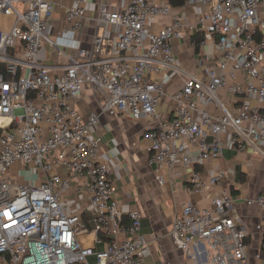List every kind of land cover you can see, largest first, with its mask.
Returning a JSON list of instances; mask_svg holds the SVG:
<instances>
[{
  "label": "built area",
  "instance_id": "2783aa9c",
  "mask_svg": "<svg viewBox=\"0 0 264 264\" xmlns=\"http://www.w3.org/2000/svg\"><path fill=\"white\" fill-rule=\"evenodd\" d=\"M192 1L202 8L196 22L186 9L191 2L174 8L122 0L111 10L109 0H101L103 30L92 49H85L78 43L86 18L83 0L66 11L72 28L54 39L48 35L54 0H0V16L13 19L8 32L0 31L2 262L145 261L149 241L141 233L142 215L122 211L111 168L99 159L100 139L93 135L100 116L85 117L77 107L86 86L104 96V114L147 122L149 162L159 182L179 168L188 175L190 191L205 194L207 185L221 186L225 173L214 171L206 185L198 168L222 157L226 136L235 150L252 149L264 160V0ZM204 34L220 54L205 57L200 78L178 62L174 42ZM205 42L194 43L195 50ZM50 54L58 57L52 66ZM239 73L246 85L236 81ZM180 81L171 96L174 115L167 120L157 107L168 96L166 83ZM227 86L234 97L244 96L235 112L220 96ZM74 180L90 211L72 212L65 204ZM245 202L264 213V195ZM213 206L183 205L170 232L175 248L206 243L212 255L203 264H248L247 232L231 215L234 200L223 192Z\"/></svg>",
  "mask_w": 264,
  "mask_h": 264
},
{
  "label": "crops",
  "instance_id": "0c3cea01",
  "mask_svg": "<svg viewBox=\"0 0 264 264\" xmlns=\"http://www.w3.org/2000/svg\"><path fill=\"white\" fill-rule=\"evenodd\" d=\"M56 9L48 35L51 38L58 37L62 31L70 30L72 23L66 21V11L76 8L75 0H54ZM86 10V18L83 27L78 33V43L85 49H92L95 36L100 34L103 27L98 23L99 6L101 0H83ZM122 0H109L111 10H116ZM155 3H170V0H151ZM187 5L186 9L192 22H196V15L202 8L195 4ZM169 22V21H168ZM13 25V24H12ZM195 37V36H194ZM192 36L184 40L174 42L175 54L178 62L197 76L202 68L205 76V66L208 62L205 57H217L220 52L217 45L209 35H202L206 41L199 51L195 50ZM201 37V36H200ZM58 57L50 54L47 61L49 66L56 64ZM215 64V63H214ZM236 81L246 85L244 74L239 73ZM228 85L232 81L228 80ZM182 82L166 83L165 88L168 96L157 107L158 113L163 118L170 119L174 115L175 103L172 94L178 91ZM229 86L223 88L220 96L230 110L236 108L243 101L244 96L230 94ZM255 104L253 98L250 99ZM105 104L104 96L91 86H86L82 98L77 102L78 109L85 117L90 114L100 116V121L94 130V137L100 139L99 159L107 163L111 168V178L117 187V199L121 203L122 211L128 214L138 211L142 215L141 233L146 236L149 245L146 249L143 264H203L211 258V247L206 243H197L190 250L181 251L175 248L170 232L174 219L181 214L182 207L188 202L196 204L201 209L211 210L214 208L213 200L221 193L226 192L234 200L232 217L247 232L249 251L247 254L248 264H264V255L261 251L264 246V230L259 231L257 226H264V213L258 206H248L246 200L255 199L264 195V160L252 149L235 150L229 137L224 138L222 157L217 161H210L204 167L198 168L202 180L206 185L209 176L214 171H222L226 174L219 187L206 186L205 194L193 192L188 189L187 174L176 169L172 173L165 172V181L156 179L155 168L149 162L148 147L150 141L146 138L149 130L146 121H135L130 118L111 116L103 113ZM211 114H218L213 108ZM196 150L191 151L195 156ZM74 188L67 192L64 202L70 211H90V206L85 199L79 196ZM260 255V261L257 256ZM0 264H5L0 259Z\"/></svg>",
  "mask_w": 264,
  "mask_h": 264
},
{
  "label": "rangeland",
  "instance_id": "374dc122",
  "mask_svg": "<svg viewBox=\"0 0 264 264\" xmlns=\"http://www.w3.org/2000/svg\"><path fill=\"white\" fill-rule=\"evenodd\" d=\"M13 19L11 17H4L0 16V31L8 32L10 28L12 27ZM198 77H202L203 71L202 68L200 69L198 73ZM91 262H93V259H90Z\"/></svg>",
  "mask_w": 264,
  "mask_h": 264
},
{
  "label": "trees",
  "instance_id": "16d2710c",
  "mask_svg": "<svg viewBox=\"0 0 264 264\" xmlns=\"http://www.w3.org/2000/svg\"><path fill=\"white\" fill-rule=\"evenodd\" d=\"M189 0H170V5H172V7L174 8H179V7H183ZM203 38L200 37V35H196L194 38H193V42L194 43H198L202 40ZM262 255H264V246L262 248V251H261Z\"/></svg>",
  "mask_w": 264,
  "mask_h": 264
}]
</instances>
